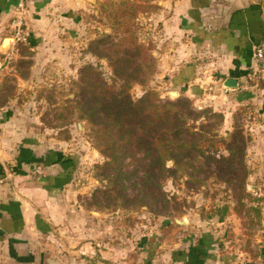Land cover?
Masks as SVG:
<instances>
[{"label": "rangeland", "instance_id": "obj_1", "mask_svg": "<svg viewBox=\"0 0 264 264\" xmlns=\"http://www.w3.org/2000/svg\"><path fill=\"white\" fill-rule=\"evenodd\" d=\"M158 1L89 0L73 18L72 28L50 31L45 37L33 35V41L40 39L36 46L25 31L26 42L15 43L8 58L1 54L0 112L9 113L28 137L54 145L67 142L69 149L85 156L73 185L76 210L80 218L94 222L100 237L112 246L123 250L158 239L173 246L186 239L197 247L205 242L222 262L264 264V176L259 160L264 146L249 132L253 120L246 114L251 110L245 111V106L225 120L206 105L170 94L175 90L159 68L154 39L158 25L152 15L160 8ZM124 37V51L134 54L137 45L149 57L126 59L148 69L139 79L142 83L130 86L132 98L152 91L162 100L187 99L199 113L187 121L202 126L193 133L205 140V156L185 159L183 169L167 162L170 171L156 180L143 175L148 162L143 153L109 164L99 153L96 127L80 114L81 89L88 78L82 77V69L92 65L108 80L113 55L108 50L116 49L112 43ZM226 145L234 155H228ZM241 173L246 176L242 193L234 190ZM157 184L163 191L160 198L151 190Z\"/></svg>", "mask_w": 264, "mask_h": 264}, {"label": "crops", "instance_id": "obj_2", "mask_svg": "<svg viewBox=\"0 0 264 264\" xmlns=\"http://www.w3.org/2000/svg\"><path fill=\"white\" fill-rule=\"evenodd\" d=\"M89 3L24 0L23 33L29 31L28 39L36 46L40 39L33 41V35L45 37L50 31L72 28L73 18ZM157 3L154 39L168 84L177 96L206 105L225 120L249 107L245 111L250 109L259 118L253 119L249 132L264 146V76L258 88L243 90L252 51L264 40V0ZM16 5L17 0H0V67L1 54L8 58L14 50ZM6 41L10 43L4 51ZM229 78L238 81L236 89L223 87ZM66 143L34 140L9 113L0 112V264H242L222 262L205 242L197 247L186 239L173 246L159 239L123 250L112 246L100 237L94 222L80 218L76 210L73 185L85 156ZM262 154L264 176V148Z\"/></svg>", "mask_w": 264, "mask_h": 264}, {"label": "trees", "instance_id": "obj_3", "mask_svg": "<svg viewBox=\"0 0 264 264\" xmlns=\"http://www.w3.org/2000/svg\"><path fill=\"white\" fill-rule=\"evenodd\" d=\"M125 41L124 37L119 43H112L116 49L108 50L113 53L111 57L107 55L111 60L108 65L111 69L108 80L92 65L82 69V77L85 75L88 78L84 89H81L83 99L82 105H79L80 114L81 118L96 127L99 153L109 160V164L114 165L119 158L124 160L143 153L148 161L143 175L145 179L156 180L170 171L167 162L183 169L186 167L182 163L185 159L205 156L201 145L205 140L202 135L196 138L193 133L195 130L201 131L202 126L197 127L187 121L199 117V113L191 109L187 99L162 100L152 91L137 100L132 98L130 86L142 83L139 79L148 69L135 63L136 58L145 55V50L134 45L136 52L129 54L124 51ZM129 58H133L135 62L126 60ZM87 93L90 97H86ZM225 147L229 156L234 155L231 153V146ZM206 158L213 159L209 155ZM241 174L234 190L242 193L245 190L246 176ZM151 190L153 197L160 198L163 195L158 184L151 187Z\"/></svg>", "mask_w": 264, "mask_h": 264}, {"label": "built area", "instance_id": "obj_4", "mask_svg": "<svg viewBox=\"0 0 264 264\" xmlns=\"http://www.w3.org/2000/svg\"><path fill=\"white\" fill-rule=\"evenodd\" d=\"M24 11V0H17V5L15 7L16 18L13 21V37L12 45L15 43L26 42L25 35L23 33V15ZM12 46V47H13ZM264 76V40L257 44L252 51V63L246 74V83L243 86V90H252L259 87L261 80ZM247 118L252 120L255 118L254 112L251 110L246 114Z\"/></svg>", "mask_w": 264, "mask_h": 264}, {"label": "water", "instance_id": "obj_5", "mask_svg": "<svg viewBox=\"0 0 264 264\" xmlns=\"http://www.w3.org/2000/svg\"><path fill=\"white\" fill-rule=\"evenodd\" d=\"M224 88L236 89L238 87V81L233 78L226 79L223 83ZM173 93V94H172ZM171 95L177 96L176 92H170ZM177 224H184V221L175 220Z\"/></svg>", "mask_w": 264, "mask_h": 264}, {"label": "bare ground", "instance_id": "obj_6", "mask_svg": "<svg viewBox=\"0 0 264 264\" xmlns=\"http://www.w3.org/2000/svg\"><path fill=\"white\" fill-rule=\"evenodd\" d=\"M9 42H10V41H8V44H9ZM11 42H12V39H11ZM8 44H7V46H8Z\"/></svg>", "mask_w": 264, "mask_h": 264}]
</instances>
